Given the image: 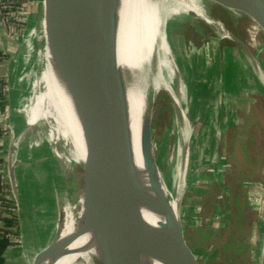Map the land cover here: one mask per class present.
I'll return each mask as SVG.
<instances>
[{"label": "rangeland", "instance_id": "rangeland-1", "mask_svg": "<svg viewBox=\"0 0 264 264\" xmlns=\"http://www.w3.org/2000/svg\"><path fill=\"white\" fill-rule=\"evenodd\" d=\"M213 13L233 32L238 43L225 39L220 48L223 33L199 20L194 21L195 25L174 24L170 30L179 59L178 75H173V80L182 84L177 92L194 124L191 180L185 195H175L185 238L201 264H258L264 252V91L246 50L264 67V53L260 52L264 35L248 18L235 26L222 9L214 7ZM25 31L26 24L18 36L0 28V53L5 56L1 77L7 86L3 104L7 113L0 125V162L8 196L15 207L14 230L19 246L32 255V249L39 252L48 243L57 199L62 209L66 205V180L59 175L58 164H52V145L45 139L50 132L46 125L31 128L23 121L19 124L23 133L17 144L14 138L13 123L21 112L17 108L21 93L16 94L11 88L12 81L27 71L21 54ZM171 105V98L164 91L154 104L153 143L166 187L176 158L175 111ZM13 143L17 148L11 155ZM204 167L208 169L202 171ZM9 168L14 172L16 189L11 187ZM18 203L33 232L35 244H30L29 251L23 239ZM72 205L78 212L79 207Z\"/></svg>", "mask_w": 264, "mask_h": 264}, {"label": "water", "instance_id": "water-1", "mask_svg": "<svg viewBox=\"0 0 264 264\" xmlns=\"http://www.w3.org/2000/svg\"><path fill=\"white\" fill-rule=\"evenodd\" d=\"M41 1L24 0L25 34L29 29L30 18L39 12ZM43 1L48 48L59 78L72 98L82 128L86 163L85 166L71 164L66 171L63 157L56 159L55 152L65 155L67 150L65 146L49 140L50 134H53L52 126L45 121L30 126L38 128L44 124L49 128V136L45 139L48 145H52V164H58L57 171L66 180L63 186L66 205L62 209L59 199L55 202L56 213L52 214L54 220L51 231L55 232L53 241L37 253L32 263L28 253L29 264H45L44 260L52 254L60 259L67 255L68 249L77 239L91 229L101 252V260L93 258L92 264H142V257L145 256L162 264H201L185 238L181 216L178 220L173 214H168L167 220L172 229L170 234L163 225L156 228L147 223L139 211L137 196L140 188L127 127V80L117 65L120 0ZM204 1L208 5L207 14L214 21L211 28L235 38L226 24L214 15L213 9L217 7L229 15L235 26L243 18H248L264 35V0ZM190 17L202 21L193 13H190ZM224 40L221 38L220 48ZM235 42L238 43L236 38ZM263 46L264 43L261 48ZM42 68L43 63L37 58L27 66V73L33 72L28 77L29 92H34V82L37 84ZM134 96L143 108L146 91L139 85L134 88ZM171 106L174 108V105ZM154 113L155 106L149 119L142 124V156L153 185L157 165L153 143ZM185 114L190 128V136L186 141V159L189 161L194 124L191 123L188 108ZM16 148L13 143L11 155H14ZM216 154H219L218 150ZM207 169L204 167L202 171ZM8 176L13 188L16 179L11 168ZM72 203L76 208L79 207L78 212H74ZM21 208L18 203L22 218ZM80 218L83 220L80 228L63 237L66 223L70 219ZM258 264H264V252Z\"/></svg>", "mask_w": 264, "mask_h": 264}, {"label": "bare ground", "instance_id": "bare-ground-1", "mask_svg": "<svg viewBox=\"0 0 264 264\" xmlns=\"http://www.w3.org/2000/svg\"><path fill=\"white\" fill-rule=\"evenodd\" d=\"M207 10L208 5L204 0H120L118 7L117 65L127 80V127L136 180L140 188L137 196L139 211L147 223L156 228L163 225L168 228L170 234H172V229L167 220L168 214H173L178 220L181 216L175 193L180 195L184 192L191 180L189 178V161L186 159V141L190 136L189 122L185 114L187 105L177 92L182 84H176L177 82L173 80V75L176 77L178 75L179 59L171 43L170 30L174 24L181 25L186 22L195 25V20L191 19L190 13L195 14L196 18L202 20L209 27H213L214 21L209 18ZM38 11L30 19L29 29L24 36L25 46L22 45L23 53L21 54L23 60L25 59V69L34 61V58L42 61L43 68L39 73L37 84L34 82V92H29L28 89V77L33 74L32 70L28 73L25 71L24 75L20 77L21 81L19 77L12 81L11 90L16 94L21 93L17 105L21 112L13 123L14 138L17 144L23 133V128H20L19 124H22L23 121L29 127L39 121H45L53 128V134H50L49 140L65 146L64 148L67 150L65 155L55 152L56 159L63 157L67 171L71 164L85 166L86 147L72 98L66 85L59 78L48 48L43 0ZM221 30L223 31V29ZM221 38L235 41V38L226 32H223ZM260 52L264 53V46ZM246 55L257 76L259 85L264 91V67L250 51L246 50ZM139 85L147 93L143 108L139 99L134 96V88ZM162 91L171 98L175 111L176 158L170 167L171 174L169 173L167 187L158 164L154 171L155 182L153 185L150 171L146 169L142 156V124L149 119L158 94ZM197 96L199 97V94ZM21 216L23 220L26 219L23 210ZM23 220V239L29 251L30 244L33 247L32 243H34L33 232L28 221L26 222L27 219ZM82 222L81 218L70 219L66 223L62 236L67 237L75 232L80 228ZM54 234L55 232L48 234L46 247L51 245ZM32 250L34 253L29 256L31 263L38 253L37 249ZM93 258L101 260V252L94 231L91 229L70 246L67 255L56 259L52 254L44 260V263L92 264ZM142 264L162 263L145 256L142 257Z\"/></svg>", "mask_w": 264, "mask_h": 264}, {"label": "built area", "instance_id": "built-area-1", "mask_svg": "<svg viewBox=\"0 0 264 264\" xmlns=\"http://www.w3.org/2000/svg\"><path fill=\"white\" fill-rule=\"evenodd\" d=\"M25 24V5L24 0H0V28L5 29L10 35L18 36ZM5 58L0 53V114L5 103L7 86L1 77ZM4 83V84H3ZM4 176L0 178V226L5 219H11L15 216V207L8 196ZM11 234H9L10 236ZM14 238V236H12Z\"/></svg>", "mask_w": 264, "mask_h": 264}, {"label": "crops", "instance_id": "crops-1", "mask_svg": "<svg viewBox=\"0 0 264 264\" xmlns=\"http://www.w3.org/2000/svg\"><path fill=\"white\" fill-rule=\"evenodd\" d=\"M5 113L7 112L3 110L0 125L5 122L3 116ZM2 140L3 139H0V144H2ZM2 151V146H0V154ZM1 176H4V172L0 162V178ZM8 230L12 231L13 234L8 233ZM9 234L11 235L9 236ZM12 236H14V238ZM27 255L24 247L19 246L18 239L15 236L14 226L11 225L10 219H5L2 226H0V264H29Z\"/></svg>", "mask_w": 264, "mask_h": 264}, {"label": "trees", "instance_id": "trees-1", "mask_svg": "<svg viewBox=\"0 0 264 264\" xmlns=\"http://www.w3.org/2000/svg\"><path fill=\"white\" fill-rule=\"evenodd\" d=\"M3 56H4V55H3ZM4 58H5V56H4ZM3 84H4V83H3ZM3 109H4V108L2 107V111H3ZM10 223H11L12 226H15V225L17 224V217L13 215L12 218L10 219ZM7 232L13 234L12 231H9V230H8ZM15 236L17 237V236H18V233L15 232ZM14 243H16V242H14Z\"/></svg>", "mask_w": 264, "mask_h": 264}]
</instances>
